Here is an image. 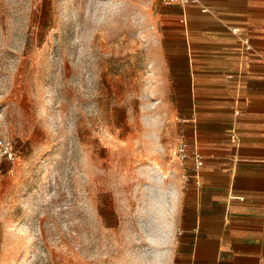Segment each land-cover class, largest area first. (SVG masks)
I'll return each instance as SVG.
<instances>
[{
    "label": "rangeland",
    "instance_id": "1",
    "mask_svg": "<svg viewBox=\"0 0 264 264\" xmlns=\"http://www.w3.org/2000/svg\"><path fill=\"white\" fill-rule=\"evenodd\" d=\"M72 7L0 0V264H174L189 104L178 6ZM56 113L72 135L47 127Z\"/></svg>",
    "mask_w": 264,
    "mask_h": 264
},
{
    "label": "crops",
    "instance_id": "2",
    "mask_svg": "<svg viewBox=\"0 0 264 264\" xmlns=\"http://www.w3.org/2000/svg\"><path fill=\"white\" fill-rule=\"evenodd\" d=\"M177 6L204 163L177 191L174 264H264V0Z\"/></svg>",
    "mask_w": 264,
    "mask_h": 264
},
{
    "label": "built area",
    "instance_id": "3",
    "mask_svg": "<svg viewBox=\"0 0 264 264\" xmlns=\"http://www.w3.org/2000/svg\"><path fill=\"white\" fill-rule=\"evenodd\" d=\"M166 4L169 5H189V4H199L202 2V0H163ZM203 10H206L204 7ZM175 151L177 158L182 166V172H183V178L184 182L186 183L187 180H189V177L198 175L199 169L202 167L204 163L203 155L201 152L196 149L192 148L190 142L188 141L185 134L181 133L176 138V145H175ZM8 156L10 158H13L12 151H8ZM189 159H193L194 165L192 167V172H187V161ZM1 249H0V260H1Z\"/></svg>",
    "mask_w": 264,
    "mask_h": 264
},
{
    "label": "clouds",
    "instance_id": "4",
    "mask_svg": "<svg viewBox=\"0 0 264 264\" xmlns=\"http://www.w3.org/2000/svg\"><path fill=\"white\" fill-rule=\"evenodd\" d=\"M67 3H68V15L71 16L74 11L72 7V0H67ZM81 71L86 72V69H81ZM87 84H88L89 89L94 88L96 84L95 78L91 75H88ZM50 95L54 96L55 93H50ZM85 98L86 99L91 98L90 93L86 94ZM49 103H51V100L49 101ZM92 107H94V105L89 106V108H92ZM0 119H2V117H0ZM47 127L51 131H55L57 128H61L65 131L67 135H72L75 131L76 124L71 114L56 113L55 115L49 118Z\"/></svg>",
    "mask_w": 264,
    "mask_h": 264
}]
</instances>
